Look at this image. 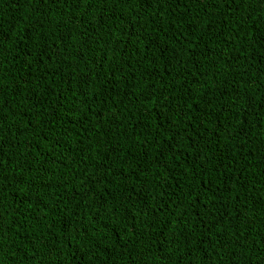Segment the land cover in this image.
<instances>
[{"label": "trees", "instance_id": "obj_1", "mask_svg": "<svg viewBox=\"0 0 264 264\" xmlns=\"http://www.w3.org/2000/svg\"><path fill=\"white\" fill-rule=\"evenodd\" d=\"M0 34V264H264V3L0 0Z\"/></svg>", "mask_w": 264, "mask_h": 264}, {"label": "snow or ice", "instance_id": "obj_2", "mask_svg": "<svg viewBox=\"0 0 264 264\" xmlns=\"http://www.w3.org/2000/svg\"><path fill=\"white\" fill-rule=\"evenodd\" d=\"M142 2H148V0H142ZM236 0H224V3L226 4H231V3H235ZM259 3H264V0H258ZM4 37L2 34H0V40H3ZM262 39H264V36H262ZM205 117L208 115V113H204L203 114ZM173 127H175V125H173ZM167 131V129H165ZM178 134V132H177ZM175 139V135H170L167 137V140H174ZM31 173H32V167L30 166L26 175L20 179H18L17 183L19 184H24V183H28L29 182V177L31 178V180H43L45 177L43 175L41 176H31ZM46 186V185H45ZM39 190V189H38ZM161 211H163V206L161 207L160 209ZM81 227V230L83 229V225L80 226ZM208 227V230L211 231V227L212 226H207ZM69 228H71V225H69ZM0 231H2V229H0Z\"/></svg>", "mask_w": 264, "mask_h": 264}]
</instances>
